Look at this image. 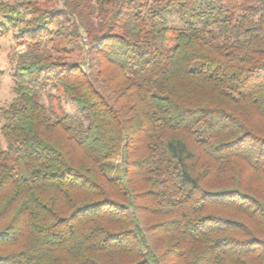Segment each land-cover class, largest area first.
<instances>
[{
    "label": "trees",
    "instance_id": "obj_1",
    "mask_svg": "<svg viewBox=\"0 0 264 264\" xmlns=\"http://www.w3.org/2000/svg\"><path fill=\"white\" fill-rule=\"evenodd\" d=\"M60 1L0 3V264H264V0Z\"/></svg>",
    "mask_w": 264,
    "mask_h": 264
},
{
    "label": "rangeland",
    "instance_id": "obj_2",
    "mask_svg": "<svg viewBox=\"0 0 264 264\" xmlns=\"http://www.w3.org/2000/svg\"><path fill=\"white\" fill-rule=\"evenodd\" d=\"M33 3L37 8L42 9H53L54 7H62L60 0H0V3L9 5H21L22 3ZM29 13V12H28ZM30 18L31 14H27ZM171 26L179 28L183 24L177 18L173 17ZM25 46L16 45L12 39L11 33L5 38L0 39V140L4 149L7 148V142L3 138L1 129L3 126V119L1 116V110L10 107L15 94H14V69L17 64L19 57L26 51ZM66 60L70 61H81L80 56L75 53L64 54L62 56ZM41 100L48 107L49 112L52 116L58 115L63 116L65 114L70 116H76L75 107L65 100L61 93L52 88H46L41 90ZM119 167L120 161L113 163Z\"/></svg>",
    "mask_w": 264,
    "mask_h": 264
}]
</instances>
